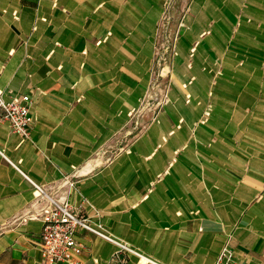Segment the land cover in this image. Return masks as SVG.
Segmentation results:
<instances>
[{
    "label": "crops",
    "instance_id": "0c3cea01",
    "mask_svg": "<svg viewBox=\"0 0 264 264\" xmlns=\"http://www.w3.org/2000/svg\"><path fill=\"white\" fill-rule=\"evenodd\" d=\"M166 17V87L135 117ZM0 88L36 117L24 141L0 126V264H48L24 174L48 192L71 176V205L129 248L77 227L82 252L52 264H213L223 246L264 264V0H0Z\"/></svg>",
    "mask_w": 264,
    "mask_h": 264
},
{
    "label": "built area",
    "instance_id": "2783aa9c",
    "mask_svg": "<svg viewBox=\"0 0 264 264\" xmlns=\"http://www.w3.org/2000/svg\"><path fill=\"white\" fill-rule=\"evenodd\" d=\"M31 105L32 101L28 94H13L11 90L4 92L0 88V126L17 134L23 141L29 139V125L36 119L31 112ZM0 155L11 163L1 150ZM24 175L33 187L34 203L39 204L38 215L42 220L41 251L46 263L75 261L76 256L83 250V245L75 235L77 227L115 241L120 247L128 248L124 243L116 240L101 222L92 223L87 216L71 205L68 194L75 187V181L71 179V176L65 175L61 181L53 184V190L48 192L43 185L34 182L26 174ZM213 264L239 263L234 257V251L228 246H223Z\"/></svg>",
    "mask_w": 264,
    "mask_h": 264
},
{
    "label": "rangeland",
    "instance_id": "374dc122",
    "mask_svg": "<svg viewBox=\"0 0 264 264\" xmlns=\"http://www.w3.org/2000/svg\"><path fill=\"white\" fill-rule=\"evenodd\" d=\"M171 18L166 17L164 19V23L161 27V32L163 31L164 33V38H163V44L161 45V47H159V57H158V65H155V69H154V80H153V84L148 92V97L147 100L145 99V101L143 102V104L139 107V109H137L135 111V117H138L140 115V113L143 111H148L149 109H154L156 107V105H158L160 103V97L161 96V92L160 89L158 87V85H156V78L158 77L159 80H161L162 78H164V81L166 79V82H164L163 84V91L165 89V83H167V75H169V60H170V56H171V36H169L174 28H176L175 30H177L179 21H177L176 23H174V25L172 26ZM168 31H170L171 33H169ZM158 84V82H157ZM159 97V98H158ZM142 112V114H143ZM134 117V118H135ZM136 119V118H135ZM133 119V120H135Z\"/></svg>",
    "mask_w": 264,
    "mask_h": 264
}]
</instances>
